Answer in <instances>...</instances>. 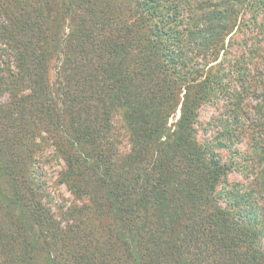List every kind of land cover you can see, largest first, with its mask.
Returning <instances> with one entry per match:
<instances>
[{"label":"trees","instance_id":"1","mask_svg":"<svg viewBox=\"0 0 264 264\" xmlns=\"http://www.w3.org/2000/svg\"><path fill=\"white\" fill-rule=\"evenodd\" d=\"M5 97L0 264H264V0H0Z\"/></svg>","mask_w":264,"mask_h":264},{"label":"rangeland","instance_id":"2","mask_svg":"<svg viewBox=\"0 0 264 264\" xmlns=\"http://www.w3.org/2000/svg\"><path fill=\"white\" fill-rule=\"evenodd\" d=\"M257 64L262 66V57H256ZM7 98H2L0 100V104L6 103ZM255 101H250L252 106ZM225 107L223 103H215L208 106H205L201 110L200 114V121L202 126L200 127V135L204 139H211L215 135L216 128L214 125L208 126L207 124L213 121L216 118H219L222 114H224ZM251 113V117H254V110ZM119 133L121 136L122 150H128L127 139L124 135V131L119 129ZM264 138V135H263ZM221 154L223 158L227 161L229 158V154L227 152H222ZM40 163L38 164L39 173L43 177V188L42 196L43 200L51 209V212L57 219L61 218V212L65 211L66 209L72 207L73 205H80V202L73 196L70 191L67 189L65 184L60 182V174L64 170L65 165L62 159L58 158L54 155V149L51 147H45L43 154L41 155ZM241 179L240 173H232L230 176V180Z\"/></svg>","mask_w":264,"mask_h":264}]
</instances>
